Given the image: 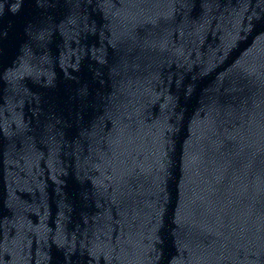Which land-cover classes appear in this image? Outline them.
Returning <instances> with one entry per match:
<instances>
[{
  "label": "water",
  "instance_id": "95a60500",
  "mask_svg": "<svg viewBox=\"0 0 264 264\" xmlns=\"http://www.w3.org/2000/svg\"><path fill=\"white\" fill-rule=\"evenodd\" d=\"M0 264H264V0H0Z\"/></svg>",
  "mask_w": 264,
  "mask_h": 264
}]
</instances>
